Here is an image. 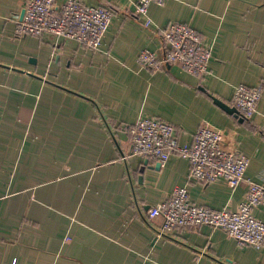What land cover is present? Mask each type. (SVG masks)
Listing matches in <instances>:
<instances>
[{
  "label": "crops",
  "instance_id": "crops-1",
  "mask_svg": "<svg viewBox=\"0 0 264 264\" xmlns=\"http://www.w3.org/2000/svg\"><path fill=\"white\" fill-rule=\"evenodd\" d=\"M81 1L115 8L98 51L20 36L27 0H0V264H264V243L209 224L159 236L162 217L148 216L178 185L196 204L229 210L249 181L264 186V133L213 98L235 105L238 85H262L264 113V0L153 2L148 25L138 0ZM172 22L213 43L206 73L138 63L143 49L162 52ZM148 116L174 123L179 143L206 121L219 126L248 157L246 178L232 188L193 178L178 153L159 166L131 154L130 126ZM253 212L264 220V202Z\"/></svg>",
  "mask_w": 264,
  "mask_h": 264
},
{
  "label": "built area",
  "instance_id": "built-area-1",
  "mask_svg": "<svg viewBox=\"0 0 264 264\" xmlns=\"http://www.w3.org/2000/svg\"><path fill=\"white\" fill-rule=\"evenodd\" d=\"M166 0H138L135 13L151 23L149 9L153 2ZM23 17L18 21L20 36L53 35L76 40L98 51L105 32L111 24L115 8L110 5H87L81 0H27ZM213 43L202 38L191 25L172 22L163 30L162 52L143 49L138 63L151 70L167 63H179L188 72L204 74L212 57ZM262 85H238L234 92L235 105L245 119L252 120L264 133V113L259 110ZM131 154L146 155L164 163L172 153L188 159L190 174L205 182L224 179L235 188L245 178L248 157L237 147L231 136L219 126L206 121L195 132L193 142L179 143L176 126L171 121L148 116L130 126ZM264 202V186L249 181L248 193L235 210L215 209L191 201L186 185L176 186L165 199L148 209L150 218L162 217L159 236L174 233L179 227H200L209 224L224 228L240 244L261 247L264 243V220L253 209Z\"/></svg>",
  "mask_w": 264,
  "mask_h": 264
},
{
  "label": "water",
  "instance_id": "water-1",
  "mask_svg": "<svg viewBox=\"0 0 264 264\" xmlns=\"http://www.w3.org/2000/svg\"><path fill=\"white\" fill-rule=\"evenodd\" d=\"M23 14H24V11L22 12L21 18L23 17ZM213 98L218 105H220L223 109H225L229 113H232L240 121H243L245 119L244 116L241 115L240 110L238 109V107L236 105L229 104L226 101H224V100H222L216 96H213ZM157 165L158 166L161 165V162H158Z\"/></svg>",
  "mask_w": 264,
  "mask_h": 264
},
{
  "label": "rangeland",
  "instance_id": "rangeland-1",
  "mask_svg": "<svg viewBox=\"0 0 264 264\" xmlns=\"http://www.w3.org/2000/svg\"><path fill=\"white\" fill-rule=\"evenodd\" d=\"M179 64V63H178Z\"/></svg>",
  "mask_w": 264,
  "mask_h": 264
}]
</instances>
